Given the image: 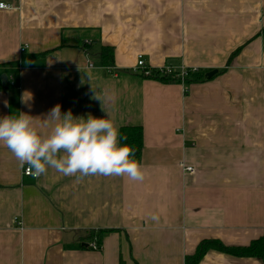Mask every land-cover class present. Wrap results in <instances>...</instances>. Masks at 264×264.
<instances>
[{"label":"crops","instance_id":"obj_1","mask_svg":"<svg viewBox=\"0 0 264 264\" xmlns=\"http://www.w3.org/2000/svg\"><path fill=\"white\" fill-rule=\"evenodd\" d=\"M1 1L0 117L24 112L47 134L59 103L111 119L118 142L139 125L144 178H33L0 144V264H184L202 240L264 241V0ZM138 55L206 79L144 78ZM91 230L104 231L97 251L81 246ZM197 264L263 263L210 249Z\"/></svg>","mask_w":264,"mask_h":264},{"label":"clouds","instance_id":"obj_2","mask_svg":"<svg viewBox=\"0 0 264 264\" xmlns=\"http://www.w3.org/2000/svg\"><path fill=\"white\" fill-rule=\"evenodd\" d=\"M92 90L94 98L102 104L101 97ZM31 100V93H22L21 103L29 111ZM4 104L7 106L8 102L5 100ZM40 126L50 130L41 134L33 124V117L24 112L18 117H0V144L8 148L21 168L27 165L33 176L39 177L51 168L64 176L75 177L77 183L95 175L143 180L142 166L131 158L134 150L118 142L119 130L111 119L91 114L86 118L74 117L70 110L62 113L57 103L41 118ZM150 219L159 217L152 214Z\"/></svg>","mask_w":264,"mask_h":264},{"label":"trees","instance_id":"obj_3","mask_svg":"<svg viewBox=\"0 0 264 264\" xmlns=\"http://www.w3.org/2000/svg\"><path fill=\"white\" fill-rule=\"evenodd\" d=\"M235 54L232 53L231 57ZM100 59L105 66H111L113 64V49L111 46H103L101 47L99 53ZM230 57V59H231ZM140 75L144 78H152L155 80H159L161 82H171L175 81V78L159 75V71L156 68H152L149 74H145L144 72L140 71ZM200 79H206L204 75L199 74H190L186 80V85L198 81ZM120 144H126L130 146L134 150V156L131 158L135 159L138 163L140 162L141 152L143 148L142 143V129L139 125L137 126H124L120 130ZM104 231H97L94 230L88 231L85 239L89 240L93 237H96L98 246L101 248V240ZM83 238V239H84ZM82 248H88L85 245H81ZM210 249H216L231 255L235 256H250L256 257L262 260L264 264V241L262 238L255 239L251 241L248 245H239V246H229L224 245L219 240H202L196 247L194 253L189 255L185 258L184 264H197L201 257L205 254L206 251Z\"/></svg>","mask_w":264,"mask_h":264},{"label":"built area","instance_id":"obj_4","mask_svg":"<svg viewBox=\"0 0 264 264\" xmlns=\"http://www.w3.org/2000/svg\"><path fill=\"white\" fill-rule=\"evenodd\" d=\"M11 8V5L4 2V1H1L0 0V10H3V9H10ZM84 44L85 45H90L91 44V41L89 40H85L84 41ZM25 46L21 47L20 48V52H23L25 50ZM88 66H92L91 63H89ZM135 70H139L141 69L142 72H144L145 74H149L150 73V70H151V67L147 66L145 64V60L144 58L142 57V55H138L137 56V59H136V65H135ZM109 69H111L112 67H108ZM158 71H159V75H165V76H169V77H173L175 78V80L177 81H180L181 83H186V80L187 78L189 77L190 74H198V68L197 67H186V66H181L179 67L178 69H175L171 66H168V67H160V68H156ZM186 171H193V168L192 167H189V166H186ZM23 174L25 176H29V177H33V178H36L35 176H33L31 174L30 171H28V167L27 165H25V167L23 168ZM16 223L20 226L21 225V222L20 221H16ZM87 247L90 248L91 250H99L100 247L98 246V243H97V239L96 237H93L92 239H89L87 242Z\"/></svg>","mask_w":264,"mask_h":264},{"label":"water","instance_id":"obj_5","mask_svg":"<svg viewBox=\"0 0 264 264\" xmlns=\"http://www.w3.org/2000/svg\"><path fill=\"white\" fill-rule=\"evenodd\" d=\"M216 73H217V70L214 69V70L208 71L205 74V76L208 77V78H210V77H212ZM0 77H1V80H2V84H5V82H6V75L5 74H2ZM85 246H87V243H85Z\"/></svg>","mask_w":264,"mask_h":264}]
</instances>
